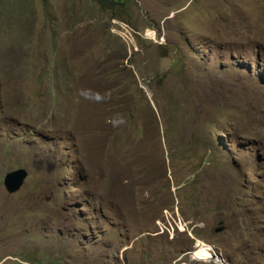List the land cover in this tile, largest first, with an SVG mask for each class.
I'll use <instances>...</instances> for the list:
<instances>
[{"label":"rangeland","instance_id":"374dc122","mask_svg":"<svg viewBox=\"0 0 264 264\" xmlns=\"http://www.w3.org/2000/svg\"><path fill=\"white\" fill-rule=\"evenodd\" d=\"M214 251L264 264V0H0V264Z\"/></svg>","mask_w":264,"mask_h":264},{"label":"water","instance_id":"95a60500","mask_svg":"<svg viewBox=\"0 0 264 264\" xmlns=\"http://www.w3.org/2000/svg\"><path fill=\"white\" fill-rule=\"evenodd\" d=\"M28 170L20 167L6 173L4 177V187L8 193H16L24 184L26 178L28 177ZM224 226H220L216 229L217 232L223 231ZM215 258L214 260L220 264H226L222 259L221 255L214 251Z\"/></svg>","mask_w":264,"mask_h":264},{"label":"trees","instance_id":"16d2710c","mask_svg":"<svg viewBox=\"0 0 264 264\" xmlns=\"http://www.w3.org/2000/svg\"><path fill=\"white\" fill-rule=\"evenodd\" d=\"M99 1L101 3H103V4H105V5H112V4H120V5H123L125 3V0H99ZM249 264H254V263L251 261ZM255 264H258V263H255Z\"/></svg>","mask_w":264,"mask_h":264},{"label":"bare ground","instance_id":"6f19581e","mask_svg":"<svg viewBox=\"0 0 264 264\" xmlns=\"http://www.w3.org/2000/svg\"><path fill=\"white\" fill-rule=\"evenodd\" d=\"M23 185H24V184H23ZM23 185H22V186H23ZM21 188H22V187H21Z\"/></svg>","mask_w":264,"mask_h":264}]
</instances>
